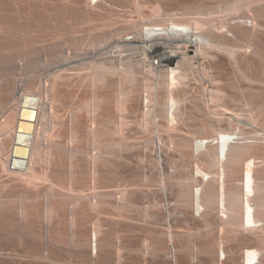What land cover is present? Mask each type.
Segmentation results:
<instances>
[{"label": "bare ground", "instance_id": "1", "mask_svg": "<svg viewBox=\"0 0 264 264\" xmlns=\"http://www.w3.org/2000/svg\"><path fill=\"white\" fill-rule=\"evenodd\" d=\"M90 1L105 3V0ZM2 4L0 0V32L4 33L6 24L2 18ZM201 7L192 14L185 11L187 15L168 13L163 16L160 7L154 6L149 17L147 16L150 22L142 25L140 32L133 34V31L131 33L133 35L129 37L131 41L141 40L140 47L132 45L134 42H122L121 45L134 50L141 48L140 57L124 55L125 52L122 51L124 54L109 59L108 64L105 62L107 59L98 62L90 60L89 68L94 70L93 75L91 74L92 84L99 85L104 82V85H107L110 81L106 78L108 73L116 75V79L119 78L117 86L124 91L122 94L124 96L118 94L121 97L119 98L116 95L115 99L116 97L119 99L115 100V105L121 112L125 111L123 108L126 107V102L128 106L131 104V107L132 103H136L132 101L135 98L133 95L136 91L133 92V89L136 85L134 88L132 85L138 80L136 72H141L143 76L137 84H140L142 90L140 98L145 109L141 107L143 119L142 116L141 120L138 119L142 124L139 122L131 124H141L143 129L151 132L153 138L156 136L162 138L166 135L172 146L175 139L183 140L184 142L179 144L181 150L193 147L195 152H192L198 159L191 171L178 177V181L185 187L178 194L181 206H190L192 210L184 208L180 210L179 216L174 217L168 204L165 212L170 221L176 222L172 221L170 225L177 226L194 220L199 225L211 226V236L196 241L201 246L199 254L193 253L192 246L184 247L182 250L180 242L174 240L172 232L167 236L172 246L168 243L164 247L149 245L146 240L139 239L136 240L138 243L128 245L119 235L114 243L117 249L114 258L118 257V260L122 261L120 250L123 248L138 254L136 259L127 264H252L254 261H257L256 264H264V0H216V4L209 3ZM115 46L118 49L120 45ZM190 47L194 48L189 50ZM109 52L112 53L111 49L104 51L99 57H105ZM156 57L157 64H154ZM83 63L85 62L78 65ZM3 64L1 68L6 66ZM12 65L10 73L4 72L5 75L0 76V168L38 193L41 188L37 180L48 179L46 173L38 171V166L42 162H51L65 156L71 162V168L73 162L79 158H84L89 163H87L89 166L80 171L82 174H79L77 183L74 182V178L78 173L71 169V182L68 185H58L61 190L71 191V196L63 199L66 202L62 203L64 205H58L55 201L54 198L61 200L62 197L58 193V198H61H57L53 184L52 187L47 186L45 189L47 191L44 192L46 200L42 210L46 233L54 220L66 217L70 237L67 243L70 245L72 255L57 258L52 253L44 255L39 249L25 247L18 250L19 253L18 251L17 254L14 253L16 260L11 259L12 264H76L73 253L81 256L83 264H108V259L102 251L104 246L111 244V241L103 236V224L99 221L94 223L82 221L88 219L90 211L95 210L102 214L101 206L110 203L119 221H124L126 218L124 211L136 207L139 202L136 198L129 197L128 188L124 186L114 192L100 190L97 182L99 168L96 165L101 156L110 155V151L107 152L108 149L111 150L110 147L100 154L103 147L96 153L79 146H63L56 140L47 141L48 143L43 145L42 124L48 119L55 118L52 106L50 109L45 108V104L48 100L51 103L55 101L53 89L56 88L60 72H53L50 83H42V86H39L37 81L35 85L34 82L17 78L15 75L17 65L14 61ZM187 68L191 74L194 72L200 84L199 88L190 81L193 79H190L192 75L188 73ZM105 79L109 81L105 83ZM123 83H129L130 86ZM121 85L125 87L122 89ZM234 91H239L240 95ZM98 96L92 97L94 102L91 125L100 124L99 121L96 122V117L100 116L98 112L96 113L100 105ZM131 97L134 98L130 100ZM129 100L132 103L129 104ZM132 108L134 110L136 107ZM222 116H227L228 126L224 124L216 126L212 123L214 120L211 122L213 118L217 120L216 122L225 119ZM125 119L117 121L116 117L117 122H113L115 129L111 130L122 133L123 127L131 122V118L127 119L130 122ZM193 120H198L195 124H203L204 130L207 129L209 132L210 129L213 134L198 136L192 129L195 125L192 123ZM140 126L139 129L143 130ZM195 127L199 132V126ZM91 133L96 139L94 131ZM151 134L147 136L150 137ZM96 145L98 146V143ZM6 148L7 155L3 158ZM159 154L161 155V151ZM164 170L165 168L161 167L154 173L161 177ZM166 189L164 180H160L158 197L161 200H168V194H164ZM32 191L30 190L31 193ZM34 197L38 199L37 195ZM109 198H114V201L111 202ZM3 205L0 201L1 237L13 232ZM18 211L19 234L41 236L43 230L38 233L32 231L26 219L27 206L20 203ZM219 224L226 229L225 233L219 232L217 229ZM218 233L222 239L225 238L224 243L221 239L218 240ZM49 238L51 239L50 236ZM49 238L46 245L51 244L52 239L50 241ZM171 249L173 260L169 256ZM4 256L11 255L4 253L0 248V259Z\"/></svg>", "mask_w": 264, "mask_h": 264}, {"label": "rangeland", "instance_id": "2", "mask_svg": "<svg viewBox=\"0 0 264 264\" xmlns=\"http://www.w3.org/2000/svg\"><path fill=\"white\" fill-rule=\"evenodd\" d=\"M210 1L213 2L211 3ZM1 3H3L1 5L2 18H4L6 25H4V33L0 32V59L2 58L0 60V76L5 75L4 72L10 73V69H13V61L17 65L15 68L17 71H15V69L13 70L16 72L15 75L17 78L34 82L35 85L38 82L39 86H42V83H50L54 74L53 72H60V78L56 88L53 89L55 101L51 103L48 100L49 102L47 101L48 103L46 102L45 104V108L50 109V106H52L55 112V118L48 119V122L45 121V124H42L43 131L41 129V138L44 137L43 145L51 140H56L63 146H79L96 153L102 150L100 154L106 151V148L110 147L112 152L109 149L107 151H110V155L107 157L104 156L105 158L101 156V159L96 165V167L99 168L97 178L99 184H97L100 185V190L104 192H114L118 188L124 186L128 188L129 197L136 198L139 202L136 207L127 208L124 211V218L126 217L124 221H119L116 217L112 203H110L111 206L109 204H103L101 206L100 209L102 210V214L95 210L90 211L88 219L82 221L88 223L99 221L103 224V236L111 241V244L104 246L102 251L108 259V264H123V262L127 264V262L133 261L138 256L135 251L123 248L120 250L122 253V261L121 259L119 261L118 257L114 258L117 251L116 247H114V243L119 235L120 237L122 236L124 243L128 245L138 243L136 240L139 239V241L146 240L145 242L149 245L156 244L164 247L168 243H171L167 236L169 232H172L175 238L174 240L180 242L182 250L184 247L192 246L193 253L199 254L201 246L196 241H202L206 236L210 237L212 234L210 231L211 226L199 225L194 220L183 222L177 226L173 224L176 223L175 220H172V224L174 225L172 226L170 225L172 221L169 220L168 214L165 212L168 204L171 212L174 213V215H172L174 217L179 216L181 213L180 210L184 208L192 210L190 206H181L178 194L185 187L178 181V177L184 175L187 171H191L194 163L198 161L197 157L193 154V152H195L193 151V147H189V150L186 149L182 151L179 144L184 142L183 140L175 139L173 143L174 146H172V143H170L166 135L162 136V138L158 136L153 138L151 132L140 126L142 123L141 121L139 122V120H141L140 116H142L143 119L141 111H143L144 107L142 106L143 102L140 98L142 90L139 86L140 84L137 83H140L138 81H140L141 76H143L140 74L141 72H136L138 80H136L137 83L135 82L132 85V87L136 85V88L133 89V92L136 91V93H134V95L132 94L136 100L134 97L130 98V100L134 98L132 101H135L137 104L129 100V104L132 103V107L136 108L133 110L130 106L131 104L128 106V102H126L127 104H125L128 108L124 107L123 109L125 111L122 109L123 112H121L120 109H116L115 105V100L124 96L122 95L124 91L117 86L119 83L118 76V79H116V75L114 76L108 73L106 78L110 81L104 80L105 83L109 81L107 85H104V82L99 85L92 84L91 78L94 70H91L89 66L91 65L90 60L93 59V61L97 60L96 62L100 60L105 61L107 59L105 62L108 64L109 59H114L117 55L124 54L123 52H125L124 55L133 56L134 58L140 57L141 48L135 49V51L129 48V46L123 47L121 45L123 44L122 42H134L132 45L140 47L141 40L136 39L131 41L132 39L129 37L138 33V31L140 32L143 27L142 25L150 22L147 16L149 17L154 6L160 7L162 15L168 13L187 15L188 13L192 14V12L197 9L203 8L201 7L202 5L205 6L209 3L216 4V0H105V3H94V1L90 0H1ZM116 44L120 45L118 46L120 50L116 48ZM192 48L194 47H190L189 50H192ZM108 49H111L112 53L109 52L105 57H99L101 53ZM113 51L115 53H113ZM136 54H138V56ZM113 55L114 57H112ZM4 58H6V60ZM12 58L14 59L12 60ZM157 59L158 57L154 59V64H157ZM83 61L85 63L78 65ZM6 63H8V65ZM2 64L3 66L6 65L3 67L6 71L1 68ZM187 71L191 74L188 68ZM193 74L194 72L191 74L192 76L190 79L194 81H190L195 85L197 84L196 86L198 87V85L200 86L199 81L195 74ZM196 81L198 82L196 83ZM123 84H125V86L129 85V83ZM125 86H123L122 89ZM234 92L240 95L239 91ZM94 95H99L98 97L100 98V105H98L96 111V113L98 112L97 114L100 115L96 117V122L99 121L100 124L95 123L91 125L90 121L93 119L91 110L94 102L92 101V97ZM116 95H118L119 98L116 97L115 99ZM128 111L131 112L128 113ZM198 114L200 113H197V115ZM158 115H160V113H158ZM131 116H133L134 119H132ZM203 116L204 115H202V117ZM116 117L117 121L119 119H125V121L130 122L131 120L129 124L127 123L123 127V134L119 131V133L112 131L115 129H113V127H115V123L113 122L116 121ZM224 118L225 119L218 122L213 118L211 122L214 120L216 123H212L216 126H220L221 124L228 126L227 116ZM155 119H157V116ZM196 121L198 123V120ZM196 121L192 123L195 124ZM134 122H139L141 124L133 125ZM201 123L200 121V124ZM195 125L199 126L200 133L197 131L198 129ZM195 125L193 126L196 130L194 127L192 129L196 131L198 136H208L209 134V136H211L213 134L210 129H208L210 133L207 132V129L205 131L203 124ZM92 126H94L95 129L94 127L91 128ZM138 126L145 131L143 132ZM91 130L99 136L97 137L95 135L98 141L92 137L93 134ZM95 130L100 133L95 132ZM145 132L146 134H142ZM147 132L151 134L150 137L147 136L150 135ZM93 139L94 141H92ZM94 142L98 143V146L96 143L94 144ZM93 144L95 146H93ZM100 147L103 148L101 149ZM154 147L157 148L155 152ZM159 151H161V155ZM6 152L7 148L3 153V158L7 155ZM115 153H119V155ZM87 163L88 162L84 160V158H79V160L73 162L71 168V162L65 156H61L58 159L56 158L51 162H42V164L38 166V171L42 174L46 173L48 179L41 178L37 180L38 186L41 188L38 193L32 188H27L24 184L15 180L11 175L0 168V201L4 204L5 214L9 216L8 222L13 231L8 234V236H0L1 250L11 255L4 256V258L0 259V264H12L11 259L14 261L16 260L15 254H17V251L25 247L39 249L44 255L52 253L57 258H66L72 255L70 252V245L67 243L70 237L69 225L67 224L66 217L54 220L52 227L46 233V224L42 210V205L46 200V193L44 194V192L47 191L45 190L48 188L47 186L53 184V191L57 192L56 196L59 193L62 197H60L61 200L54 198L55 201H57L58 205H64L62 204L64 202L63 199H68L71 196V191L69 189L61 190L58 185H68L71 182V169L78 173L76 174L77 177L74 178V182H76L78 180L77 178L82 174L80 171L86 166H89V163ZM10 167H13L12 163ZM161 167H164L165 170L160 177L154 172H156L157 169L160 170ZM143 172H145V174ZM160 180H164L166 184L167 189L164 194H168V200H161L160 197H158ZM55 188L58 189L55 190ZM30 190H33L32 193ZM36 195L38 199L34 197ZM58 197L59 196H57V198ZM109 200L112 202L114 198H109ZM20 203L27 206L26 219L28 223H30L32 231L38 233L43 230L42 233L44 235L41 234V236H39L38 234L28 236L27 234H19L18 208ZM147 212H155V214L151 213V215ZM2 222L5 223V221ZM217 229L220 233L221 231L224 233L226 231L221 224L217 226ZM47 234L51 237L53 242ZM217 236L218 240L221 239L224 243L225 238L222 239L219 233ZM48 238L51 244L46 245ZM170 246L172 245L170 244ZM169 256L173 260V249H171ZM73 258L76 264H83L81 256L73 253Z\"/></svg>", "mask_w": 264, "mask_h": 264}]
</instances>
